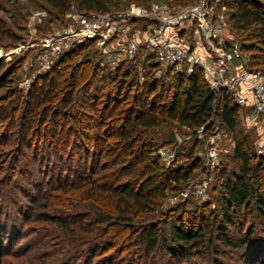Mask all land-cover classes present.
Listing matches in <instances>:
<instances>
[{"label":"trees","instance_id":"16d2710c","mask_svg":"<svg viewBox=\"0 0 264 264\" xmlns=\"http://www.w3.org/2000/svg\"><path fill=\"white\" fill-rule=\"evenodd\" d=\"M44 1L58 16H63L72 2L83 11L123 9L114 4L115 0ZM135 1L147 6L152 1L184 5L195 0ZM222 5L226 8L231 31L237 33L247 28L254 31V39L260 45L236 41L245 55L247 68L264 72V0H223ZM90 45L91 42L86 41L63 53L56 64L58 67L54 66L46 74V83L38 91H30L34 103L26 107L27 115L22 122L24 132L19 134L24 146H28L26 132L35 128L36 112L33 110L40 104H43L40 123L49 116L52 131L59 129L62 132L65 119L70 118L68 130L77 132L78 129L93 128L97 132L92 153L95 152L99 166L91 165L88 170L84 167L73 174L77 182L58 180V187L62 190L74 183L76 187L87 188L76 196L73 205L74 201L70 199L51 205L50 208L60 212L55 223L71 228L79 223L81 216L94 215L91 219L97 228L90 239L97 241L87 244L91 253L100 251L105 244L115 246L117 243L116 240L104 243L100 233L103 225L117 228L114 237L122 240L137 234V240L145 245L146 254L159 247L178 264L197 252L205 237L209 236V245L213 242L211 253L215 264H221V256L234 252L242 256L244 264H257L263 254L260 248L264 245V159L253 156L249 138L255 131L241 126V107L225 91L215 95L197 66L190 74L171 67L161 77H155L154 72L159 67L150 54H146L147 69L141 75L137 72L131 76L130 70L120 72V68L113 74L107 73L89 53L71 65L72 58L76 57L73 55ZM55 98L56 102L51 103ZM59 114L63 123L58 125ZM6 116L13 120L14 113ZM162 125L183 128L193 135L188 148L177 145L175 158L166 167L150 154L153 144L147 139L149 130ZM200 127L204 135L216 130L228 132L233 142L232 158L238 162V168L229 170L220 165L215 173L221 180L216 184L219 188L212 187L215 196L208 202L195 204L193 211L185 209L189 199L161 209L166 189L181 190L203 170L204 162L197 155L198 148L204 144V140L196 137V130ZM110 136L118 148L115 153L112 150L108 153L109 143L105 141ZM168 137V144H171L172 135ZM88 153L89 147L83 156L85 159ZM102 154L106 157L99 162ZM44 198L45 194L39 195L34 208H47ZM80 201L86 203L82 211L75 209ZM138 215H175V223H171L164 234L158 227L160 222L144 223L140 229H135L132 223ZM182 215L193 217L184 221ZM249 216L258 221L259 229L254 228V221L244 229ZM196 217H199L197 223ZM229 230L233 232L232 237ZM81 252L74 257V254L68 255L65 263L75 262L71 261L72 257H80Z\"/></svg>","mask_w":264,"mask_h":264},{"label":"rangeland","instance_id":"374dc122","mask_svg":"<svg viewBox=\"0 0 264 264\" xmlns=\"http://www.w3.org/2000/svg\"><path fill=\"white\" fill-rule=\"evenodd\" d=\"M115 1L114 4L123 7V9L129 8L131 5H142L140 4L141 1L136 2L135 0ZM58 15L44 0H0L1 264H66L68 255L74 254V257L81 251L80 257L74 259L72 257L71 261L75 262L71 264H178L159 247L150 254H146L145 245L137 240V234L128 240L114 237V231L117 228L115 229L113 226H100V233L102 232L101 239L104 243L116 240L115 246L105 244L106 246L100 251L91 253L89 251L90 246L87 244L97 241L90 239L97 228L95 221L91 219L94 218V215L81 216L78 218L79 223L71 228H65L54 221L60 217V212L50 208L51 205L64 200L67 201V199H70L71 202L74 201L71 203L73 205L77 200L76 196L81 195V192H85L84 190L87 188V186L86 188L76 187V183H74L67 190H62L58 187V180L77 182L73 178V174L82 171L84 167L88 170L91 165L99 166L95 152L92 153L97 142H95V138L98 137L96 130L85 128L81 131L78 129L77 132L70 131L67 127L71 120L67 118L62 132L59 129L52 131L49 116L40 123L39 117L43 104L33 110L36 112L34 115L35 128L26 132L28 146H24L19 139V134L24 132L22 122L27 115L26 107L29 103L30 106L31 102L34 103L30 91L32 89L38 91L39 87L44 82L46 83V74L50 70H44L37 60L40 51V39L46 34L61 31L68 23L65 15ZM230 33L237 41L260 45L254 39L252 28L237 31V33L230 30ZM123 37L119 36V40ZM117 40L111 41L105 51L98 47L94 41H89L91 42L89 47L83 48L77 55H73L76 57L72 58L71 65L89 53L88 55L92 56L94 61L99 63L100 67H103L107 73L113 74L117 68H120V72L125 71V69L130 70L131 76L137 72L139 75L144 73L147 69L146 52L130 58L119 51V46L114 44ZM83 42L86 41L74 44L70 49ZM164 71V68L161 67L154 72V76L161 77ZM42 96L40 94L39 97L42 98ZM55 102L56 98L51 103ZM7 113H14L13 120L6 116ZM61 118L62 116L59 114L58 125L63 123ZM221 131L225 135L218 145L221 156L220 165H225L229 170L237 169L238 162L232 158L231 153L232 145L229 141L231 137L228 132ZM149 132L147 139L151 140L153 144L150 154L157 158L163 167L170 165L171 162L160 157L158 154L160 147L165 146L174 151L178 146L188 148L193 139V135L188 130L167 125L151 129ZM252 134L249 139L252 143L253 156L256 159L258 157L264 159V140H260L256 132ZM169 135H172L173 139L171 144H168ZM105 142L109 143L108 153L111 150L113 153L117 151L118 148L114 145L113 136L108 137ZM88 147V158L85 159L83 156ZM105 155L102 154L98 161H104ZM197 155L205 162L202 146L198 148ZM197 177L198 175L195 176V179ZM219 181L221 180H218L215 174L212 183L206 188L202 197L193 194L183 196L182 192L187 185H184L185 187L183 186L179 191L166 189L161 209L165 210L189 199L185 209L193 211L196 208L195 204L205 203L213 199L215 194L212 187ZM216 186L218 189L219 185ZM41 194H45L44 201L48 207L44 209L34 208L36 199ZM90 203L95 205L92 201ZM84 205L86 203L80 201L76 204L75 209L79 211L85 207ZM62 210L65 212L64 209ZM182 216L184 221L193 217V215ZM174 217L175 215H138L132 224L135 229H140L144 223L160 222L158 227L164 234L168 231L170 224L175 223ZM198 219L199 217L194 219L195 223L198 222ZM253 221L255 223L254 228H258V221L249 216L244 229ZM105 230L107 231L106 234L103 233ZM232 233L229 230L228 234L231 237ZM209 239L210 236L205 237V242L196 250L197 252H193V255L188 259H182L179 264H215L213 253H211L213 242L209 245ZM260 252L263 254L257 264H264V245L260 248ZM241 257L234 252L232 255L221 256L220 263L244 264Z\"/></svg>","mask_w":264,"mask_h":264},{"label":"built area","instance_id":"2783aa9c","mask_svg":"<svg viewBox=\"0 0 264 264\" xmlns=\"http://www.w3.org/2000/svg\"><path fill=\"white\" fill-rule=\"evenodd\" d=\"M222 1L195 0L184 5L152 1L147 6L131 5L117 11H83L72 2L64 14L67 25L41 37L37 60L44 70H49L74 44L94 41L105 51L111 41L118 39L114 44L119 51L130 58L143 52L153 55L159 69L173 67L190 74L197 66L209 89L215 95L220 91L228 93L241 107L242 125L264 140V72L247 68L245 55L230 33ZM119 36L124 37L119 40ZM224 135L221 130L207 135L202 127L196 130V137L204 140L205 162L198 177L185 187L183 196L205 194L221 163L218 145ZM158 154L169 162L175 158V151L165 146L158 149Z\"/></svg>","mask_w":264,"mask_h":264}]
</instances>
